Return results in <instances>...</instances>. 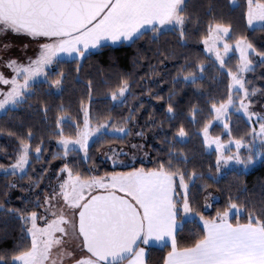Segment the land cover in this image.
I'll return each mask as SVG.
<instances>
[{
	"label": "snow or ice",
	"instance_id": "obj_1",
	"mask_svg": "<svg viewBox=\"0 0 264 264\" xmlns=\"http://www.w3.org/2000/svg\"><path fill=\"white\" fill-rule=\"evenodd\" d=\"M185 9V0H0V35L11 32L45 40L38 54L27 62L17 58L5 62L4 66L12 74L0 71V111L7 114L26 104L29 96L35 95L37 83L61 88L68 73L60 65L68 57L78 62L76 71L79 72L80 62L92 48H102L108 42L135 43L148 26L156 34L162 32L165 25H179L183 37L187 19ZM245 15L249 25L254 22L264 25V0H246ZM231 27L219 22L209 24L203 43L207 52L214 54L219 66L227 71L231 85L242 91L238 110L247 113L249 120L255 117L256 123L241 136H231L229 109L237 99L229 93L226 100L210 102L208 114L211 118L198 132L203 134L207 145L215 144L218 154L209 168L215 167L217 173L230 162L251 164L257 152L264 157V114L253 110L251 99L264 90L250 87L244 78V73L254 66L250 53L264 58V50L256 49L245 36L236 39L234 46L230 44ZM8 47L2 44L0 50ZM233 47L239 50L235 71L226 64V55ZM192 63L196 64V71H186L189 67L186 62L173 79L182 78L186 83L195 84L207 65ZM87 85L89 104L81 102L77 117L67 113L65 105L59 106L60 114L54 118L53 131L62 151L49 153L53 159L68 160L71 153H78L82 154L81 160L90 161L93 143L109 136L124 139L131 133V124L137 122L133 115L135 108L129 110L122 123L112 115L93 114V82L88 80ZM130 90V81L125 78L106 95L114 102L124 103ZM174 94H169L167 104L166 114L170 120L177 114L171 102ZM43 111L47 113V104ZM203 111L193 105L189 119L199 122L197 114ZM216 120H223V127L230 136L227 142L221 136L210 134ZM10 135L15 137L16 133ZM24 135L28 139L18 137L13 154L5 153L14 155V162L7 166L0 164V168L5 172L10 170L14 176L19 169L20 179L27 174L31 140L35 136L31 129ZM135 135L143 138L144 130L141 128ZM187 136L181 124L173 133L172 142ZM233 146L235 151L229 152ZM130 147L138 149L141 145ZM242 149L246 154H242ZM107 151L112 153L114 166L127 167V170L97 175L98 168L93 166L88 169L91 174L86 175L77 170L79 165L74 163L65 162L55 172L50 166L41 165L40 173L29 178L27 187L29 192L40 190L34 201H28L25 209L0 204L5 216L22 221L21 231L28 241L25 244L22 240L12 255L0 254V264H147V245L152 240L170 246L163 264H264V200L259 203L245 201L241 205L239 197L233 199L229 195L226 207L216 209L215 215H205V211L213 207L209 198L215 200V196L208 192L201 203L200 192H194L193 186L197 185V180L203 181L205 175L218 182L216 174L181 167L188 158L180 152L169 151L167 159L158 158L156 166L149 168L143 164L135 166V157L128 165L117 160L118 155H128L119 144L109 143ZM44 152L41 141L34 148L35 159L39 160ZM45 180L47 185L42 188ZM8 187H17V184ZM198 187L206 190L208 185L203 182ZM28 207L33 210L28 211ZM185 217L193 223L199 222L201 230L194 233L190 243L181 246L178 233Z\"/></svg>",
	"mask_w": 264,
	"mask_h": 264
},
{
	"label": "trees",
	"instance_id": "obj_2",
	"mask_svg": "<svg viewBox=\"0 0 264 264\" xmlns=\"http://www.w3.org/2000/svg\"><path fill=\"white\" fill-rule=\"evenodd\" d=\"M185 3L184 14L187 19L183 37L180 35V28L165 29L156 34L151 30L146 31L135 43L105 45L90 51V54L80 62L82 67L79 72L76 71L78 62L67 59L60 65L68 73L61 88L50 87L48 83H37L35 95L29 96L26 104L10 110L7 114L4 112L0 114V164L7 166L14 162V155H5V153H14L18 145V137L23 136L27 140L28 137L24 134L29 129L35 134L31 140L30 164L26 167L27 174L23 179H20L21 173L14 176L10 171L5 172L0 168V204L8 208L25 209L28 201H34L36 195L40 194L39 189H33L31 192L27 190L29 178L40 173L41 165L49 167L63 159L62 157L53 159L49 155L51 152L61 151L53 131L54 118L60 114L59 106L65 105V111L72 117H77L81 102L84 105L89 104L88 80L93 82L91 90L93 114L99 112L112 115L116 117L117 122L122 123L129 110L135 108L133 115L137 122L131 124V133L124 139L109 136L105 140L93 143L90 149L92 156L90 161L81 160L82 154L74 153L66 162L78 164L77 170L88 175L90 174L88 169L95 166L102 173L108 170V167L100 159L99 153L107 148L109 143L119 144L126 153L132 150L130 145L138 143L141 145V154L136 157L135 166L143 164L145 167H155L158 158L167 159L168 152L173 151L187 156L188 162L182 163L181 167L189 171L195 168L197 172H212L217 175L218 182L205 175L203 181L197 180V185L193 186L194 192H200L201 203L208 192H212L215 196V200L209 198L213 207L205 211V215H215L216 209L226 207L229 195L233 199L239 197L238 203L241 205L245 201L259 203L264 200V157L248 170L226 168L217 173L215 167L209 168V165L215 162L216 153L207 150L202 133L198 132L204 122L211 118L208 114L210 102L226 100L230 92V76L202 45L203 37L208 34L209 24L216 22L230 24L232 26L228 36L230 43H234L240 36H245L259 50H264V26L253 28L248 26L245 15L246 0H237L235 5H232L230 0H185ZM250 54L253 58L255 52ZM238 61L236 52L226 57L227 67L233 71L236 70ZM186 62L189 63L186 71L197 70L196 64L192 62H204L207 65L195 84L186 83L182 78L173 79L177 76V70ZM260 65L262 64L256 63L253 70L255 74L261 68ZM125 78L130 81L131 89L126 94L125 102L112 101L106 94L110 90H115L119 82ZM172 92L175 94L171 102L177 114L170 120L166 113L169 94ZM45 104L48 105L46 114L43 111ZM193 105L204 110L203 113L197 114L199 122L189 119V110ZM230 117L232 118L231 136L239 137L249 130L250 124L245 118L233 113ZM181 124L188 132V136L172 142L173 133ZM65 127L67 129V125ZM141 128L145 133L143 138L135 135ZM210 131L218 135L220 127L214 126ZM10 133H16V136ZM222 137L230 136L224 134ZM41 141L45 152L39 160H36L34 148ZM203 182L208 185L206 190L198 187ZM9 184H17V187L10 188ZM41 187L44 186L41 184ZM27 210L31 211L33 208L28 207ZM243 218L242 214L241 219ZM21 228V220L5 216L3 209H0V254L5 252L14 254L16 246L22 240L27 244L28 241ZM200 230L199 222L193 223L189 219H184L181 231L178 233L181 246L190 243L194 239V233ZM169 250L170 246L165 245L147 246V264H163V259Z\"/></svg>",
	"mask_w": 264,
	"mask_h": 264
},
{
	"label": "rangeland",
	"instance_id": "obj_3",
	"mask_svg": "<svg viewBox=\"0 0 264 264\" xmlns=\"http://www.w3.org/2000/svg\"><path fill=\"white\" fill-rule=\"evenodd\" d=\"M230 2H231L232 5H235L237 3V0H230ZM248 26L250 28H253V27H260V26H264V25H261L260 22H254L253 25H249L248 24ZM173 28H180V26L179 25H165V26H163V30H165V29H173ZM149 30H150V26H148V30L147 31H149ZM43 42H45V40L42 39V38H32V37H29L26 34L15 35L13 33H8L6 36L5 35H0V45L5 44V43L9 45V47L6 50H0V57L3 58V59H0V71L4 72L6 75H11L12 73L10 72V69L8 67L4 66L5 62L9 58H17V59H19L22 62H27L28 58L34 57V55L38 54L39 46ZM123 43H128V42L126 41V42H123ZM117 44H119V42H117L115 44H113L111 42H108L106 45H117ZM230 44H232L234 46L235 42L234 43H230ZM202 45H203V48L205 49V51L207 52V49H206L205 44L203 43V40H202ZM221 47H222V44H221ZM97 49H99V48H92L91 51H94V50H97ZM232 52H236L238 57H239V50L236 49L235 47H233V48H231L229 50V52L226 55V57L228 55H230ZM209 54H211L214 57V54H212V53H209ZM67 59H71V58L68 57V58H66V60ZM252 60H253V65L254 66L251 67L246 73H244V78L248 82L250 87H255L257 89L264 90V64H263L264 63V58H260L255 53L253 58H252ZM256 63L257 64H262V65H260L261 68L255 74V72H253V70H254V67H255ZM229 93H231L234 96V98L237 99V103L232 105V106H230V109H229L230 116H231V113H233V114L240 115L243 118H245V120L250 125L256 123V118L255 117H253L251 120H249L247 113L243 112V110H238V97L240 95H242V91L238 89V86H232L231 85V77H230V92ZM251 99L253 101V104H252L253 110L256 111V112H259L261 114H264V91L257 92L254 96L251 97ZM1 113H3V111H0V114ZM231 120H232V118L229 117V123L230 124H231ZM214 126L220 127V133L218 135H214L210 131V134L212 136H221L222 140L224 142H227L230 139V137H228V138H223L222 137L224 134H228L227 130L223 127V120L214 121L213 125L211 126V128L214 127ZM202 137H203V134H202ZM256 143L258 144L259 141L257 140ZM205 145H206L207 150L214 151L216 153V156H217L218 153L215 150V144H212L211 146H209V145H207L205 143ZM107 148H104V149H102L100 151L99 157L104 163H106L105 165L108 167V170H104L102 173L97 171L95 174L101 175L104 172L126 171L127 167H116V166L113 165L112 153L108 152ZM131 149H132L131 151L127 152L128 155H126V157H122L121 155H118L117 156V160H123L125 162V165H128V164H130L132 162V158L135 157V164H136V162H137L136 157L138 156V154H141L140 148H138V149L137 148H131ZM61 151H62V149H61ZM228 151L229 152L235 151L234 146L232 148L228 149ZM241 151H242V154H246V150L242 149ZM101 153H107V155H101ZM73 155H74V153H71L70 157L73 156ZM261 157L262 156L257 152L255 160L251 164H249L247 166L239 164V163H236V162H230L228 165H224L222 169H226V168H240V169H243V170H248L253 165H255L261 159ZM60 161H57V162H55V163L50 165L51 171L55 172L56 170H58L62 166L63 162L64 161L66 162L67 160L60 159ZM137 167H139V166H137ZM17 173L18 174L20 173L19 169H17ZM53 183H55L54 180H53ZM42 185L45 187L47 185V180L43 181ZM184 219H189V218L185 217ZM38 223H39V221H38Z\"/></svg>",
	"mask_w": 264,
	"mask_h": 264
},
{
	"label": "crops",
	"instance_id": "obj_4",
	"mask_svg": "<svg viewBox=\"0 0 264 264\" xmlns=\"http://www.w3.org/2000/svg\"><path fill=\"white\" fill-rule=\"evenodd\" d=\"M142 246H144V245H142ZM147 246L161 247V246H164V244H163V242H158V241L152 240V241L150 242V244L147 245Z\"/></svg>",
	"mask_w": 264,
	"mask_h": 264
},
{
	"label": "water",
	"instance_id": "obj_5",
	"mask_svg": "<svg viewBox=\"0 0 264 264\" xmlns=\"http://www.w3.org/2000/svg\"><path fill=\"white\" fill-rule=\"evenodd\" d=\"M27 35V34H26ZM29 37H31L30 35H28ZM33 38V37H32ZM43 39V38H42Z\"/></svg>",
	"mask_w": 264,
	"mask_h": 264
}]
</instances>
